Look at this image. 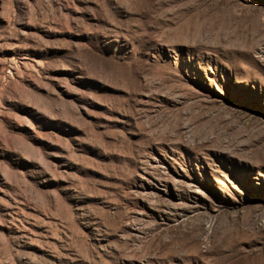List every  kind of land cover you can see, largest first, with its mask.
<instances>
[{
	"label": "rangeland",
	"instance_id": "rangeland-1",
	"mask_svg": "<svg viewBox=\"0 0 264 264\" xmlns=\"http://www.w3.org/2000/svg\"><path fill=\"white\" fill-rule=\"evenodd\" d=\"M0 264H264V0H0Z\"/></svg>",
	"mask_w": 264,
	"mask_h": 264
}]
</instances>
